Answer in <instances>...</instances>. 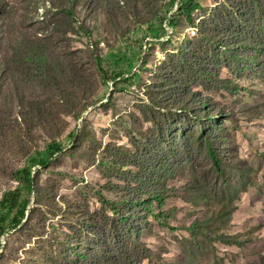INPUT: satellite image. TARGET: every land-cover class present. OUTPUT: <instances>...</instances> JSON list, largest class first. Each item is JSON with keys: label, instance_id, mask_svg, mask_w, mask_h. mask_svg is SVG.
<instances>
[{"label": "rangeland", "instance_id": "1", "mask_svg": "<svg viewBox=\"0 0 264 264\" xmlns=\"http://www.w3.org/2000/svg\"><path fill=\"white\" fill-rule=\"evenodd\" d=\"M181 1L0 0V201L4 194L20 187L24 178L18 171L28 166L31 158L41 159L40 153L57 142L63 152L46 167H32L33 191L28 194L24 190L20 202L29 197V208L38 198L74 206L81 202V187L87 185L91 210L101 207L95 192L109 181L118 183L109 177V154L115 147L132 149L133 138L146 129L140 105L148 102L146 95L158 65L168 53L177 52L187 37L197 35L186 15H178ZM222 1L199 0L202 9L191 15L195 25ZM172 14L178 15L175 29L168 26ZM156 23H162L167 31L158 40L150 34ZM29 38L48 46L46 61L50 66L42 73L23 64L14 70L9 60ZM170 38L172 43L158 44ZM131 55H135L132 72L113 80L116 73L128 69ZM134 74H138L136 79L122 81ZM223 75L230 74L223 70ZM240 83L249 91L235 97L216 91L204 95H208V106L215 116L235 115L236 151L256 169L253 183L235 203L231 225L223 229L237 234L242 245H226L219 239L224 225L215 221L216 205L196 206L181 198L171 199L164 209L176 206L177 212L166 219L154 215L158 208L153 215L140 210L142 219L135 222L138 239L155 252L142 264L178 260L180 264H250L264 257V176L258 156L264 153V73L254 81ZM32 100H42L44 105L32 110ZM104 192L107 198L115 196ZM198 217L211 219L198 228L203 231L200 237L205 249L190 255L182 241L190 237L188 228ZM14 231L1 236L0 257L6 253L8 261L15 258L5 264H33L31 260L37 256L24 253L32 248V244L22 243L25 236L16 239L18 235L6 245ZM208 231L211 239L204 237Z\"/></svg>", "mask_w": 264, "mask_h": 264}, {"label": "trees", "instance_id": "2", "mask_svg": "<svg viewBox=\"0 0 264 264\" xmlns=\"http://www.w3.org/2000/svg\"><path fill=\"white\" fill-rule=\"evenodd\" d=\"M199 9V0L178 3V15H186L197 35L187 37L177 52L168 53L158 65L146 95L148 102L140 105L146 129L133 138L132 149L115 147L109 154V177L118 183L109 181L95 192L101 207L91 210L87 185L81 187V202L74 206H62L56 199L45 202L38 198L33 208H29V197L20 202L24 190L28 194L33 191L32 167H46L63 152L61 144L52 142L40 153L41 159L31 158L30 164L18 171L24 178L20 187L4 194L0 201V238L15 229L7 246L16 236H25L22 243L32 244V248L24 253L37 256L31 260L33 264H142L155 252L138 239L135 222L142 219L140 210L153 215L158 208L154 215L166 219L177 212L176 206L164 209L166 202L178 198L196 206L216 205L215 221L224 225L219 239L226 245H242L237 234L223 229L231 225L235 203L253 183L256 169L236 151L235 115L212 114L204 92L235 97L249 91L240 80L254 81L264 73V0H223L195 25L191 15ZM178 15L172 14L170 28H177ZM150 34L158 40L167 31L162 23H156ZM165 43H172V38L158 44ZM48 52L42 40L29 38L11 53L9 60L14 70L23 64L42 73L50 66L46 61ZM134 62L135 55L128 69L116 73L113 80L130 74ZM223 70L230 75H223ZM137 76L122 81H132ZM30 105L38 111L44 104L42 100H32ZM258 156L262 158L264 176V153ZM104 191L115 196L107 198ZM228 205L231 207L225 208ZM210 220L198 217L189 226L190 237L182 241L188 254L204 253L200 237L203 231L198 228ZM56 222L58 228L54 227ZM204 237L211 239L209 231ZM13 259L8 261L11 259H6L5 253L0 264ZM180 263L178 260L170 264ZM250 264H264V257Z\"/></svg>", "mask_w": 264, "mask_h": 264}, {"label": "water", "instance_id": "3", "mask_svg": "<svg viewBox=\"0 0 264 264\" xmlns=\"http://www.w3.org/2000/svg\"><path fill=\"white\" fill-rule=\"evenodd\" d=\"M27 215H28V213H27ZM25 220H26V219H25ZM25 220H24V221H25Z\"/></svg>", "mask_w": 264, "mask_h": 264}]
</instances>
